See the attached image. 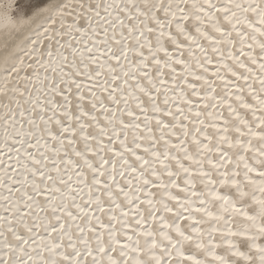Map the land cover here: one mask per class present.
<instances>
[{"label":"snow or ice","instance_id":"6c2138e0","mask_svg":"<svg viewBox=\"0 0 264 264\" xmlns=\"http://www.w3.org/2000/svg\"><path fill=\"white\" fill-rule=\"evenodd\" d=\"M0 264H264V0H0Z\"/></svg>","mask_w":264,"mask_h":264}]
</instances>
